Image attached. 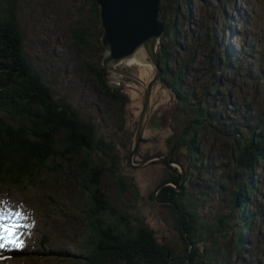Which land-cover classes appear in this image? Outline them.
I'll list each match as a JSON object with an SVG mask.
<instances>
[{"label":"rangeland","instance_id":"obj_1","mask_svg":"<svg viewBox=\"0 0 264 264\" xmlns=\"http://www.w3.org/2000/svg\"><path fill=\"white\" fill-rule=\"evenodd\" d=\"M89 6L90 0H18L17 17L33 53L32 61L54 95L66 96L80 118L93 125L95 141L113 148L110 154L94 141V150L88 155L94 166L104 164L114 171L116 178L109 173H103L101 178L100 189L106 198L118 209L125 207L134 217L142 218L158 240L176 254L182 244L170 208L156 203L150 195L171 174L168 166L180 169L163 161L141 168L129 164L127 157L141 112L143 89L127 78L115 80L112 91L123 102L121 108L102 95L100 83L80 64V58H86L90 68L102 72V65L94 66L101 60L103 48L88 47L76 53L70 36V31L84 19L89 22ZM233 8L242 14L241 18L231 11ZM178 13L176 23L182 25L177 29L176 42L181 45L162 35L158 49L162 46L167 53L169 69L182 68L186 102L188 97L199 98L200 107L208 110L209 120L202 117L203 123L195 122L196 116L189 113L194 107H185L172 90L155 84L149 113L155 114L160 125L144 127L133 164L152 157H174L185 173L191 174L179 184L185 198L189 194L195 200L197 197L196 209L189 206V210L195 211L197 219L211 229L219 218L233 214L228 224L234 227L239 218L233 211L231 193L248 179L244 171L237 170L235 147L243 137L256 133L264 118V0H188L180 3ZM162 21L170 23L171 16L168 19L166 15ZM99 30L102 33L100 21ZM93 36L99 40L101 34ZM228 47L237 52L235 56L229 54ZM118 69L138 76L146 84L154 76L148 59L145 64L123 63ZM174 78L178 81L180 75ZM192 133L199 142L196 161L201 165L196 172L189 170L191 157L185 145L176 147L179 140L189 141ZM64 147L65 144L61 150ZM85 154L75 155L59 175L46 173L39 186L0 185V208L20 211L26 217L18 221L17 227L23 246L0 248V264H74L56 258L54 252L62 248L77 252L86 241L77 171ZM255 174L258 181L251 198L255 217L249 231L250 246L244 245L246 251L237 254L233 249L235 240L227 243L231 235L218 233L217 243L204 241L210 264H264V163ZM120 184H130L129 189L120 194ZM153 196L157 197V192ZM43 236L47 241L41 247ZM38 249L43 253L41 259L35 258Z\"/></svg>","mask_w":264,"mask_h":264},{"label":"trees","instance_id":"obj_2","mask_svg":"<svg viewBox=\"0 0 264 264\" xmlns=\"http://www.w3.org/2000/svg\"><path fill=\"white\" fill-rule=\"evenodd\" d=\"M187 1L161 0V19L165 20L166 15L168 19L171 16L170 23L164 24L163 36L179 46L181 43L176 42V35L182 23L177 24L176 20L179 16L180 3ZM17 8L18 0H0V185L14 188L39 186L41 182L44 183L46 173L59 175L64 172L63 165L70 164L75 155L86 153L85 160L77 165L78 189L84 207L82 214L87 234L86 241L77 252L68 248L56 250L54 252L56 258L74 264H210L209 248L204 245V241L217 243L218 233L223 236L230 234L227 243L234 239L233 249L237 254L244 253L246 251L244 245L250 246L249 231L255 217L252 210L254 202L251 201L258 181L255 173L260 164L264 163V118L261 120L262 127L256 133L253 131L248 137H243V141L235 147L237 170L244 171L248 179L247 183L239 185L237 190L231 193L233 211L238 213L239 218L238 224L234 227L228 224L233 214L219 218V223L214 229L206 226L205 222H200L195 211L189 210V206L196 209L197 197L195 200L194 196L189 194L185 198L184 190L177 192L175 186L180 184V172L166 164L171 174L158 183L150 199L154 200L153 195L157 192L155 197L157 201L169 202L164 207L170 208L171 218L175 220L174 228L178 231L182 244L179 252L175 254L158 240L142 218L134 217L125 207L118 209L100 189L103 173H109L116 178L112 168L105 167L104 164L94 166L89 160L88 155L94 150L95 143L101 145L102 143L95 141L93 125L80 118L79 111L73 107L70 100L64 95L60 97L54 95L50 85L40 74L37 64L33 63V53L21 31ZM231 11H234L237 17H242L237 9L233 8ZM225 15L224 12L223 16ZM88 20L89 22H86L84 19V22H80L81 25L70 31L73 51L76 53L88 47L95 50L102 48L100 40L93 36L101 34L96 0H90ZM88 24H91L92 28ZM94 28L97 33H94ZM222 31L227 32L224 28ZM228 49L232 57L236 55V51L230 50L229 47ZM158 51L164 87L172 90L175 98L181 100L185 107H194L189 113L196 116L195 122L203 123L200 120L202 117H206L208 121V110L200 107L199 98L188 97L189 101L186 102L187 95L182 90L184 80L182 68L176 71L169 69L167 53L162 46ZM79 62L86 72L100 83L102 95L122 108L123 102L110 90L102 72L90 68L92 66L86 58H80ZM99 62L94 67L101 65V60ZM175 75H180V80L177 81ZM63 144L65 147L61 150ZM180 144L185 145L191 157L189 170L196 172L201 163L198 165L196 161L199 142L194 133L189 141L179 140L177 149ZM102 146L106 147L108 153L113 152L109 144ZM164 157L175 162L172 156ZM111 161L115 162L113 156ZM185 175L189 178L191 176L184 171ZM129 186L130 184H120L118 192L124 193ZM46 241L47 237L43 236L41 247ZM35 252H37L35 258L43 257L39 249ZM221 264L226 262L223 261Z\"/></svg>","mask_w":264,"mask_h":264},{"label":"water","instance_id":"obj_3","mask_svg":"<svg viewBox=\"0 0 264 264\" xmlns=\"http://www.w3.org/2000/svg\"><path fill=\"white\" fill-rule=\"evenodd\" d=\"M96 2L99 7V21L102 29L99 39L103 48L102 74L106 84L112 90L115 80L127 78L140 84L143 89L141 112L128 157L129 164L132 168H141L155 161L176 165L180 169L181 182L184 178L181 165L164 156L148 158L133 164L147 121L151 90L155 84H161L162 71L159 64L158 48L164 34V24L160 18V0H96ZM145 54V63L148 59L154 68V76L149 83L146 84L127 71L118 69V66L125 61L136 60ZM176 190L179 191V185ZM154 200L160 205L169 203L159 202L155 196Z\"/></svg>","mask_w":264,"mask_h":264},{"label":"snow or ice","instance_id":"obj_4","mask_svg":"<svg viewBox=\"0 0 264 264\" xmlns=\"http://www.w3.org/2000/svg\"><path fill=\"white\" fill-rule=\"evenodd\" d=\"M20 219H26L20 211L12 212L7 208H0V248L6 246L19 248L23 246V241L17 235Z\"/></svg>","mask_w":264,"mask_h":264},{"label":"flooded vegetation","instance_id":"obj_5","mask_svg":"<svg viewBox=\"0 0 264 264\" xmlns=\"http://www.w3.org/2000/svg\"><path fill=\"white\" fill-rule=\"evenodd\" d=\"M129 73V72H128ZM142 75L144 76L145 74L142 73ZM135 76V75H134ZM138 77V76H136ZM162 77V76H161ZM139 78V77H138ZM140 79V78H139ZM141 80V79H140ZM162 82V81H161ZM163 84V83H161ZM166 87V86H165ZM171 92V91H170ZM150 102V101H149ZM149 123V124H148ZM159 124L158 119L156 118L155 114L153 113H149V109H148V115H147V121H146V125L145 128H155L157 127Z\"/></svg>","mask_w":264,"mask_h":264},{"label":"bare ground","instance_id":"obj_6","mask_svg":"<svg viewBox=\"0 0 264 264\" xmlns=\"http://www.w3.org/2000/svg\"><path fill=\"white\" fill-rule=\"evenodd\" d=\"M145 59H146V54L136 60H127L125 61V63H128V64L129 63H138V64L144 63L145 64V61H144Z\"/></svg>","mask_w":264,"mask_h":264}]
</instances>
